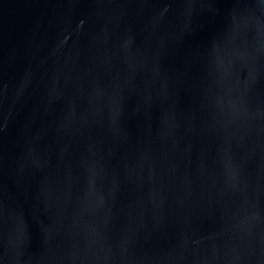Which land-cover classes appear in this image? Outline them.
I'll list each match as a JSON object with an SVG mask.
<instances>
[{
    "label": "water",
    "instance_id": "obj_1",
    "mask_svg": "<svg viewBox=\"0 0 264 264\" xmlns=\"http://www.w3.org/2000/svg\"><path fill=\"white\" fill-rule=\"evenodd\" d=\"M0 264H264V0H0Z\"/></svg>",
    "mask_w": 264,
    "mask_h": 264
}]
</instances>
